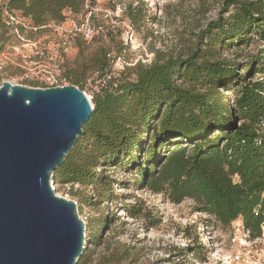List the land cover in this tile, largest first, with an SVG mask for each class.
<instances>
[{
  "label": "trees",
  "instance_id": "obj_1",
  "mask_svg": "<svg viewBox=\"0 0 264 264\" xmlns=\"http://www.w3.org/2000/svg\"><path fill=\"white\" fill-rule=\"evenodd\" d=\"M84 5L85 0H0V49L13 36L11 31H23L11 19L15 13L38 29L63 24L66 12L85 14ZM89 5H95L94 1ZM137 19L125 5L122 20L132 30ZM106 28L109 38L121 35L117 27ZM254 36L264 41V0L236 1L227 18L208 23L199 36L201 45L185 57L125 66L92 97L89 120L64 162L53 171L52 182L95 188L105 201L115 182L109 172L124 167L135 173L137 186L162 194L174 204L191 200L194 211L222 228L240 220L250 240L260 238L264 224V56L244 63L242 69L222 56L247 46ZM96 39L102 38H77L73 43ZM109 55L98 47L79 70L64 65L63 77L84 91L87 72L97 73L98 78L112 72ZM128 71L135 79L126 76L122 80ZM255 74L260 79L252 80ZM227 93L233 95L231 104ZM85 258L83 254L77 264ZM97 264H121V259L112 253Z\"/></svg>",
  "mask_w": 264,
  "mask_h": 264
},
{
  "label": "rangeland",
  "instance_id": "obj_2",
  "mask_svg": "<svg viewBox=\"0 0 264 264\" xmlns=\"http://www.w3.org/2000/svg\"><path fill=\"white\" fill-rule=\"evenodd\" d=\"M93 1L107 11L123 4L136 14V23L131 21L135 37L132 47L129 43L128 46L122 44L126 28L118 24L116 29L121 35L114 33L112 38L106 36L87 44L73 43L53 67L49 65L48 70H54L57 64L62 70L64 65L79 70L81 63L87 62L98 47H103L110 55L121 52L131 66L185 57L201 45L199 36L209 22L227 18L234 11V2L245 0ZM81 18V14L66 12L63 25L68 27ZM124 18L128 17L124 15ZM14 24L20 25L23 31H11L13 36L0 49V84L9 81L25 87L46 88L41 81L44 77L41 67L31 63L33 47L30 43L37 42L38 48L55 49L60 41L55 24L34 29L31 21L19 13H15ZM222 56L232 59L242 69L244 63L264 56V41L254 36L247 46L233 48ZM126 76L135 79L132 71L125 72L122 80ZM251 79H260V75L255 74ZM68 85L72 84L65 86ZM103 85L107 84L90 71L86 73L83 92L91 104L92 97ZM227 98L231 104L233 95L227 93ZM109 176L115 182L105 201L95 188L58 186L51 180V188L57 197L77 204V214L85 224L86 258L83 264H97L101 257L112 253L121 259V264H264V224L260 238L248 243H233V238L236 241L243 239L239 231L240 220L228 227H219L213 220L207 221L208 216L194 211L191 200L174 204L162 194H153L137 186L133 171L119 167L111 170Z\"/></svg>",
  "mask_w": 264,
  "mask_h": 264
},
{
  "label": "water",
  "instance_id": "obj_3",
  "mask_svg": "<svg viewBox=\"0 0 264 264\" xmlns=\"http://www.w3.org/2000/svg\"><path fill=\"white\" fill-rule=\"evenodd\" d=\"M93 104L77 86L0 84V264H77L85 224L51 177Z\"/></svg>",
  "mask_w": 264,
  "mask_h": 264
},
{
  "label": "built area",
  "instance_id": "obj_4",
  "mask_svg": "<svg viewBox=\"0 0 264 264\" xmlns=\"http://www.w3.org/2000/svg\"><path fill=\"white\" fill-rule=\"evenodd\" d=\"M84 9L85 14H81L83 18L72 22L68 27H64L63 24L54 26L55 32L60 37L59 44L55 49H50L45 46L38 48L37 42L30 43L33 47V51L31 52L33 60L31 63H33L35 66L41 67V71L44 73L42 74L44 77H42L41 81L46 88L62 87L68 84L63 77V70L58 64L55 65L54 70H48V67L49 65L53 67L52 65L58 61V58H60L61 55L65 54L71 48V45L77 38L86 41H89L94 37L104 38L106 37V26L109 28H114L118 26V24H123L126 30L123 34L122 41L125 46H128V43L131 47L133 45V40H135L134 32L129 23L126 20H122V14L125 10V5L121 4L115 6L111 11H107L105 9L99 8L98 4L90 6L89 0H85ZM11 19L14 20L13 18ZM94 20H102L106 23V26L101 23H95ZM109 57L111 59L112 65V72L109 74V76L98 78V74H94V77H97L99 81H102L106 84H108L106 80L108 79L109 81L110 77H117L118 73L123 70L124 66H131L130 63L125 61L123 56L115 57L114 55H109ZM105 78L107 79L105 80ZM240 228L241 229H239V231L242 233L241 238L243 239L241 241H236V238H233L232 242L248 243V241H253L250 240L249 232L243 229L242 225H240ZM235 259L238 260V257L235 256Z\"/></svg>",
  "mask_w": 264,
  "mask_h": 264
}]
</instances>
